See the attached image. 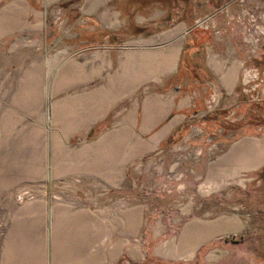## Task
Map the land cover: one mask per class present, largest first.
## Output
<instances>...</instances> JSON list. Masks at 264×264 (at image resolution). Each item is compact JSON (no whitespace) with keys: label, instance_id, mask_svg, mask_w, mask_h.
Listing matches in <instances>:
<instances>
[{"label":"crops","instance_id":"1","mask_svg":"<svg viewBox=\"0 0 264 264\" xmlns=\"http://www.w3.org/2000/svg\"><path fill=\"white\" fill-rule=\"evenodd\" d=\"M63 1L0 0V172L74 197L41 210L23 264H264L250 214L222 200L264 167V124L222 122L242 116V70L264 57V0H82L71 34L49 21ZM190 142L203 156L168 166L217 196L181 208L204 213L170 233L113 202L133 166Z\"/></svg>","mask_w":264,"mask_h":264},{"label":"rangeland","instance_id":"2","mask_svg":"<svg viewBox=\"0 0 264 264\" xmlns=\"http://www.w3.org/2000/svg\"><path fill=\"white\" fill-rule=\"evenodd\" d=\"M81 1L64 0L58 6L51 9L49 21L53 25H62L66 34H71L67 29L74 27V21L78 16V9L75 6ZM241 1L244 3L250 2L251 4H256V6L259 5L258 0L256 3L255 0ZM256 10L258 13L263 12L262 9L261 11L259 9ZM199 25L200 23L196 24V26ZM259 26L262 27L261 24ZM104 34L101 33L102 37L109 33ZM81 40L91 43L88 35H82ZM252 64L254 65L249 64L242 70V76L248 71L251 73L253 69H257L259 72L263 71L264 57L260 56L252 59ZM255 64L258 66H255ZM257 84L256 90L252 93L249 90V84L243 86L241 79V97L245 96L246 99H242L244 103L240 101L242 103L237 109L241 111L242 116H238L235 111L227 115L222 120L227 129L233 126L237 127L239 124L244 126L246 122L250 121V118L252 119V123L264 121V94H261L264 90V77ZM248 128L242 127V129ZM207 133L209 135L212 134L210 130ZM207 138L205 136L204 144L210 146V140ZM189 145H193V148L181 147L177 150V153L166 150L158 154L157 156L160 157L156 159L153 156L147 157L141 163L133 166L125 187L122 190H113V202H122V204L130 206L136 204L142 205L144 207V219L170 222L171 228L167 227L166 229L168 231L171 230L170 233L193 213H204L201 211L192 212L191 210L181 211V208L185 204L191 203L195 205H199L200 203L213 204L216 202L217 196L199 195L198 192H195L193 196L185 190L186 179L183 174H175V169L171 170L168 166L170 158L175 154L180 157L177 159L178 168L182 167L186 159L189 161L197 160L198 157L203 156L202 152L196 155V151L198 150H194V153H191V149L203 150L202 147H194L193 142H190ZM0 167L3 169L4 164H0ZM20 175L21 173L18 171L10 173L6 171L0 172V264L27 263L28 261L22 257H26L25 252L29 250L30 243L46 235L47 228L44 222L46 211L41 210L44 207L47 209L50 204L56 202H74V197L71 195L55 193L49 196L44 194V191L48 187L47 181L19 179L18 176ZM175 175L177 178L174 177ZM201 183V179H193L192 185L188 181L186 182L187 187L194 188L195 190L200 187ZM62 185L60 182L52 184L54 188ZM69 186L71 187L72 184L70 183ZM174 187H176L177 192H174ZM222 200H224L223 208L225 212L232 211L233 207H237L240 211L250 214L253 225L249 229L250 233L247 235L257 238L258 253L264 254V173L258 171L247 177L246 181H243L242 184L226 190V194L222 197ZM213 213L215 214V212Z\"/></svg>","mask_w":264,"mask_h":264},{"label":"built area","instance_id":"3","mask_svg":"<svg viewBox=\"0 0 264 264\" xmlns=\"http://www.w3.org/2000/svg\"><path fill=\"white\" fill-rule=\"evenodd\" d=\"M264 77V70L259 72L257 69H253V71H251V73L248 71L247 73H244V75L242 76V84L243 86H247V84H249V90L253 93L256 88H257V83H259V81L261 80V78ZM261 94H264V90L262 91ZM216 106V103L213 99H211L208 103H207V110L211 111L212 109H214V107ZM201 152L200 151H196V155H199Z\"/></svg>","mask_w":264,"mask_h":264},{"label":"trees","instance_id":"4","mask_svg":"<svg viewBox=\"0 0 264 264\" xmlns=\"http://www.w3.org/2000/svg\"><path fill=\"white\" fill-rule=\"evenodd\" d=\"M250 123H252V119L250 118ZM252 124H264V121H260V122H257V123H252ZM261 173H264V167L260 170Z\"/></svg>","mask_w":264,"mask_h":264}]
</instances>
